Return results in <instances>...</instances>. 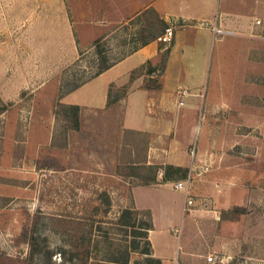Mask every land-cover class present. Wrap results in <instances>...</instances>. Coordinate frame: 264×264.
I'll list each match as a JSON object with an SVG mask.
<instances>
[{"label": "rangeland", "instance_id": "1", "mask_svg": "<svg viewBox=\"0 0 264 264\" xmlns=\"http://www.w3.org/2000/svg\"><path fill=\"white\" fill-rule=\"evenodd\" d=\"M94 6L93 0H0V107L10 103L0 108V264H83L84 257L86 264H115L110 260L120 261L125 248L126 264H158L140 253L147 246L132 235L137 220L133 227L117 220L120 210L131 208V186L155 182V166L127 163L142 156L147 134L121 130L125 88L112 89L117 100L105 111H74L58 99L170 23L148 13L111 37L95 39ZM171 40H158L160 64ZM142 70L151 69L146 64L135 73ZM155 79L146 76V85L156 86ZM231 82L218 84V91L228 90V99L220 101L210 84L207 91L199 85L200 102L205 91L214 101L209 115L197 112L186 149L189 157L194 146L210 158V170L225 169L213 184L226 193H235L229 183L236 185L232 176L240 169L244 192L238 207L233 195L223 210L214 207V215L203 200L188 206L198 211L190 212L193 220L185 229L189 264H264V132L252 126L249 113L264 104L253 90L239 98L238 85ZM126 142L137 145L133 158ZM198 144L208 149L198 151ZM257 171L260 179L254 180Z\"/></svg>", "mask_w": 264, "mask_h": 264}, {"label": "crops", "instance_id": "2", "mask_svg": "<svg viewBox=\"0 0 264 264\" xmlns=\"http://www.w3.org/2000/svg\"><path fill=\"white\" fill-rule=\"evenodd\" d=\"M93 2L95 39L111 37L120 27L148 13L156 15L161 23L174 26L171 43L161 64L159 52L162 44L158 37L162 32L106 64V68L62 93L58 100L61 104L76 106L78 110L105 111L117 100L111 97L112 89L120 86L125 88L121 105V130L124 133L147 134L145 150L139 160L133 158L138 152L137 145L129 147L126 144L130 148L131 160L134 161L131 164L155 166V182L131 186V208L148 210L150 213L151 227L147 231V239L151 257L159 259L161 264H174L175 261L189 264L186 262L189 256L185 252V229L193 220L190 212L198 211L189 208L186 199L191 198L192 204L197 200L198 205H201L203 200L212 205L210 212L213 215L216 212L214 207L218 211L223 210L231 202L233 195L236 198L233 205L238 207L242 198L241 196L238 200V195L244 192L243 185L238 184V181L243 178V174L238 168L233 172L232 179L236 181V185L229 183L230 188L235 190L233 195L231 191L226 193L222 187L213 184L220 180V174L226 173L221 167L210 170L208 174L204 173L207 174L203 175L204 178L191 181L185 193L173 189L171 184L183 174L164 179L163 167L172 165L187 169L190 157L186 145L195 130L194 119L197 112L209 115L210 101L228 99L227 87L218 91V84L224 82L226 85L233 80L238 85L239 98L245 97V92L253 90L252 96L261 99L264 104V0ZM253 19H258L259 24H255ZM209 24L218 25L229 32L213 37ZM146 64L150 71L135 73ZM222 75L225 80L221 79ZM146 76L156 77L157 85H146ZM252 76L257 78L255 84L249 83ZM200 84L206 85V91L210 84L215 95L213 100H210L212 97L207 96L205 91L200 102ZM186 86L190 91L182 97V105H178L175 90ZM108 99L113 101L109 103ZM249 113L253 119L252 126L259 132H264V107L261 110L253 106ZM177 115L182 118L178 119ZM178 131L185 132V135H178ZM199 134H204L203 123ZM204 147L203 144H198L197 150L208 149ZM196 157L203 159L205 156L197 152ZM223 160L221 162L225 163ZM254 177V180L260 179V172L257 171ZM257 185L261 187L258 182ZM185 212L189 214L184 220ZM175 227H179L181 231L178 238L171 233ZM177 247L181 248L180 253H177Z\"/></svg>", "mask_w": 264, "mask_h": 264}, {"label": "built area", "instance_id": "3", "mask_svg": "<svg viewBox=\"0 0 264 264\" xmlns=\"http://www.w3.org/2000/svg\"><path fill=\"white\" fill-rule=\"evenodd\" d=\"M255 24H259V20L258 19H253ZM209 28L211 30L212 36L213 37H220L221 35L228 33L229 31L221 28L220 26H215L214 24H209ZM173 24H169L168 26H165L162 33L159 35L158 40L162 43H169L172 35H173ZM177 94L179 97H184L187 94V90L185 88H179L177 91ZM183 101L179 100L177 101L178 105H182ZM189 153H190V163L186 169V172L184 174L183 177L178 178L176 180H174L171 184H172V188L175 190H181L184 191L185 193L188 190L189 184L190 182L198 176H201L202 174L208 172L210 170V158L206 157L203 159H198L196 157V150L195 147L192 146L189 149ZM192 204V199L191 198H187L186 199V205L189 206ZM179 228L175 227L172 229V232L174 235H178L179 234ZM205 261L207 262H211V256L210 255H206L205 257ZM174 264H184V263H180L178 261H175Z\"/></svg>", "mask_w": 264, "mask_h": 264}, {"label": "trees", "instance_id": "4", "mask_svg": "<svg viewBox=\"0 0 264 264\" xmlns=\"http://www.w3.org/2000/svg\"><path fill=\"white\" fill-rule=\"evenodd\" d=\"M104 68H106V65L102 66V67H97V69L95 70V72L93 74H97L98 72L102 71ZM79 83L74 84L70 89H73ZM111 101H113V100H110V99L107 100V102H109V103ZM9 104L10 103L8 102V104L6 103L5 105H2L0 108H5V106H7ZM62 105L69 107V108L73 109L74 111H77V109H78L76 106H73V105H65V104H62ZM128 144L130 145V143H128ZM133 162H134L133 160H130L127 163H133ZM163 168H164V170H163V178L164 179H167L168 177L173 175V173H177L180 171L183 174L182 175V177H183L185 172H186V170H184L180 167H177V166H172V165H164ZM140 214L146 216L145 221H143V222L138 221L137 216ZM117 220L121 224L126 225L128 227H133L134 221L137 220V222L139 224L138 225L139 228L135 231H132L133 232L132 235L141 238V240H143V243L147 246V249H145L144 251L141 250L140 253L143 254V256H145V258H146L145 260L150 261V262L155 261L156 263L161 264L159 259H155V258L151 257L150 243L147 239V231L151 227V219H150L149 211L148 210H137V209H133V208H123L122 210H120ZM133 248H136V245H134ZM128 253H129V250L127 248H125L124 254L122 255V258L120 259V261L117 260L118 258L117 259L113 258L110 261L115 263V264H126L128 261V256H127ZM86 259L87 258L84 257L85 261H86ZM85 261L83 264H86ZM62 264H64V263L62 262Z\"/></svg>", "mask_w": 264, "mask_h": 264}]
</instances>
